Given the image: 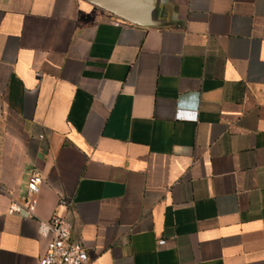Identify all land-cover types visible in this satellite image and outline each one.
Here are the masks:
<instances>
[{
    "label": "crops",
    "instance_id": "0c3cea01",
    "mask_svg": "<svg viewBox=\"0 0 264 264\" xmlns=\"http://www.w3.org/2000/svg\"><path fill=\"white\" fill-rule=\"evenodd\" d=\"M161 1L0 0V264L52 216L90 264H264V0Z\"/></svg>",
    "mask_w": 264,
    "mask_h": 264
},
{
    "label": "built area",
    "instance_id": "2783aa9c",
    "mask_svg": "<svg viewBox=\"0 0 264 264\" xmlns=\"http://www.w3.org/2000/svg\"><path fill=\"white\" fill-rule=\"evenodd\" d=\"M176 120L195 121L196 112L178 110ZM45 184L44 178L39 174L31 176L28 182L30 199L23 206L28 212H33L41 187ZM16 211H21L19 207ZM40 236L47 240L44 255L39 259V264H90L88 249L82 239L73 236L68 220L59 216H52L47 221L39 222ZM164 241L160 242L163 245Z\"/></svg>",
    "mask_w": 264,
    "mask_h": 264
},
{
    "label": "water",
    "instance_id": "95a60500",
    "mask_svg": "<svg viewBox=\"0 0 264 264\" xmlns=\"http://www.w3.org/2000/svg\"><path fill=\"white\" fill-rule=\"evenodd\" d=\"M116 17L143 27L163 26L166 17L161 0H83ZM161 11V12H160Z\"/></svg>",
    "mask_w": 264,
    "mask_h": 264
},
{
    "label": "trees",
    "instance_id": "16d2710c",
    "mask_svg": "<svg viewBox=\"0 0 264 264\" xmlns=\"http://www.w3.org/2000/svg\"><path fill=\"white\" fill-rule=\"evenodd\" d=\"M17 85H21L22 86V83L20 82V80H18L16 77H14L12 79V82H11V88L17 86Z\"/></svg>",
    "mask_w": 264,
    "mask_h": 264
}]
</instances>
